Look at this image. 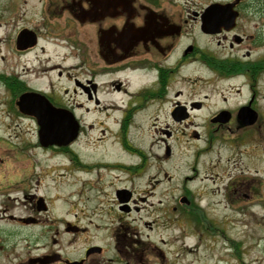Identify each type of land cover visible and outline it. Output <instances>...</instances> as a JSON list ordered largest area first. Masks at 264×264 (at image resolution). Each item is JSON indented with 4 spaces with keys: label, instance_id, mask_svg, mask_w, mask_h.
<instances>
[{
    "label": "flooded vegetation",
    "instance_id": "flooded-vegetation-1",
    "mask_svg": "<svg viewBox=\"0 0 264 264\" xmlns=\"http://www.w3.org/2000/svg\"><path fill=\"white\" fill-rule=\"evenodd\" d=\"M31 1H1L0 21L15 22L6 48L20 58L61 49L90 64L4 66L6 110L35 135L28 156L20 148L22 159L13 155L7 164V185H21L22 195L30 189L24 184L36 180L31 187L38 188L31 150L60 158L59 171L85 177L80 192L66 191L77 183L59 179L48 187L56 197L77 194L80 205L55 207L30 194L27 217L4 218L15 232L11 243L0 236L4 264H264V0ZM225 6L236 13L233 27L203 32L205 12ZM39 72L40 79L53 73L42 88L30 83ZM197 86L206 93H194ZM106 94L125 100L100 106ZM89 105L104 121L85 122ZM57 124L74 135L64 145H42L41 134ZM184 135L197 144L188 174L170 188L168 164L174 157L179 164ZM99 139L114 150L111 158L93 153ZM107 195L114 205L105 207ZM140 214L143 226L157 227L156 240L140 237ZM170 227L176 239L161 238ZM166 242L180 247L168 260Z\"/></svg>",
    "mask_w": 264,
    "mask_h": 264
},
{
    "label": "rangeland",
    "instance_id": "rangeland-1",
    "mask_svg": "<svg viewBox=\"0 0 264 264\" xmlns=\"http://www.w3.org/2000/svg\"><path fill=\"white\" fill-rule=\"evenodd\" d=\"M0 0V4H1ZM31 2H35V0H32ZM30 2V5H32ZM19 4V3H18ZM22 8L24 5H20ZM15 26V22L12 21H0V76L1 73L4 70V66L12 67L15 66V63L18 64H25V66H30L29 62L31 61L33 66H51L56 63H62L63 66H75L77 63H84V64H90V60L85 61L84 59H81L80 56L74 55V56H67L68 52L63 51L61 49H53V52H51V48L48 50V52L45 53V55H42L39 51H31L27 54H23V56L20 58L18 55H14L11 49H7L5 42H4V36L9 34L11 29ZM190 29V28H189ZM217 49V48H216ZM219 51V49H217ZM66 58L65 60H62V58ZM91 58L92 62H95L94 56H88ZM2 59V60H1ZM49 61L47 62L46 60ZM87 62V63H86ZM87 66V65H83ZM42 68V67H41ZM71 73H75V70L71 71ZM39 73H36V78L34 75L30 76V83L35 86V87H43L46 83L51 82L53 78V73H49L48 77L46 79H40L38 78ZM121 79L122 76H120ZM63 83V81H61ZM223 85V83H221ZM238 81H233L230 88L235 89V86H238ZM110 89V88H109ZM194 93L196 94H203L206 93L204 89H202L200 86L195 87ZM104 95V94H103ZM122 96L120 95H108L106 94L105 97H102V102L100 104H109L110 100L115 99L118 100L120 103L121 101L125 100L122 99ZM5 95L4 91L2 92L0 88V138L6 137L5 141L0 140V236H3L8 234V242L11 243L14 242L15 240V232L11 229L10 225H4V218L7 215H13V216H19L21 213L24 214V217H27L30 212V208L33 206V202L31 200L30 194H38L40 195L43 201H48L49 205H53L55 207H63L66 205L70 206H78L80 205V201L77 194L76 196L70 197L68 196L67 198H61V197H56L52 196L51 190L48 189L49 186H51V182L54 179H59V180H65L68 183L76 182L77 184H72L71 188H66L65 190H71V191H79V181L81 178L85 177L84 175L82 176L80 173H69V172H64V171H59L60 168L63 167V163L61 162V159L58 157L51 158L49 155V152H41L38 150H31L30 155H35L33 158L36 159L37 161V167L36 169V175L39 176L40 178V184H37L38 188H32L31 186L34 185L36 186V180L32 181L31 183L24 184V188H30L28 189L27 192H24L22 195L21 193L18 192L19 187L21 185H16L14 184L13 187L11 185H7L9 177H11L12 172L11 170H7L6 166L7 164H11L13 162V155L17 156L18 158L20 157V148H25L23 150L24 155L27 157L28 156V151H27V145L28 144H34L35 142V135L32 132L28 133V127H26L24 130H22L23 125L21 123H17L15 119L12 117V113H9V111L6 110L7 104H5ZM92 109V105H89V113L84 117V120L86 123L91 124L93 122V119H99V121H104L103 115H97L94 113ZM114 115V118H117L118 114L117 113H112ZM145 119H143L144 121ZM96 126V125H95ZM96 132H99L96 130V128H93ZM145 130V127H144ZM198 131L201 132V129H198ZM146 132V131H145ZM147 133V132H146ZM99 135V134H98ZM150 135H153L150 133ZM94 136V135H93ZM93 136L92 141H93ZM148 138H150L149 134L147 135ZM100 137V136H99ZM157 136L151 137L152 141L155 140ZM104 138L102 142H108ZM86 140H80L77 145V150L81 152V146L83 142H86ZM29 142V143H28ZM174 142L172 140V143L170 142V145H173ZM197 144L193 140H191L188 135H184L183 138V143H181V147L183 149V155L181 156V160L178 164V160L176 157H174L170 163L168 164L169 167V175H171V181H169V187L174 188L176 186H179V180L182 179L183 175L188 174L186 171V168L191 165V154L192 151L194 150V145ZM174 147V145H173ZM16 148V149H15ZM156 146H152V150H155ZM90 152V149H88ZM94 154H102L101 159L106 155H109L110 158L114 154V150L109 147L107 143L101 144V141L99 139L97 148L93 152ZM115 154H117L115 152ZM22 159V158H19ZM24 164H27V160L24 157V161L22 160ZM175 164L176 166L171 169V164ZM173 170V171H172ZM176 171V172H174ZM178 171L180 174V177L178 178ZM59 174H63L64 177H59ZM77 174V175H76ZM100 175H103V177H108L111 176L110 174H107L103 171H100ZM181 178V179H180ZM2 181V182H1ZM178 181V182H177ZM12 189L15 190V192H9ZM63 189V192L66 193ZM80 192V191H79ZM78 193V192H77ZM61 196H66V195H61ZM68 202V203H65ZM102 201L106 205L105 207L114 205L113 199L107 195L105 196ZM170 201V200H169ZM137 220V230L140 233V237L142 238L145 233L149 234V239H154L156 240L157 234H155L156 228L155 225H150V230L143 226L141 222L147 221V218L144 217L143 214L136 215L135 216ZM153 220H155V215L152 216ZM136 226V227H137ZM161 238L163 239H176V231L174 230V227H170L166 231L161 233ZM5 236L3 237V239ZM18 238V237H17ZM204 238V237H203ZM157 244V242H150L149 244ZM2 245L3 243L0 242ZM188 245V243H186ZM194 244V243H193ZM207 244V243H203ZM179 243L178 242H166L164 246V250L162 249L164 259L168 260L169 255H172L174 253H177L179 251ZM189 249H192L191 247ZM202 250V247L200 248ZM204 254L203 251L199 252V255L202 256ZM0 264H4L3 259L0 257Z\"/></svg>",
    "mask_w": 264,
    "mask_h": 264
},
{
    "label": "water",
    "instance_id": "water-1",
    "mask_svg": "<svg viewBox=\"0 0 264 264\" xmlns=\"http://www.w3.org/2000/svg\"><path fill=\"white\" fill-rule=\"evenodd\" d=\"M209 11L205 12V19L202 21V29L206 32H210L211 28L215 26H223L226 25H232L233 21L235 19V13H232L229 17V20H211L208 18L209 15H230V12H226L224 10H218L214 11V7L208 9ZM52 118H56V121L59 119V114L57 111H52ZM56 125L55 131L51 132L50 134H41V140L45 144H64L67 142V140L71 137V135H74L73 129L69 130L70 128H62V126Z\"/></svg>",
    "mask_w": 264,
    "mask_h": 264
}]
</instances>
